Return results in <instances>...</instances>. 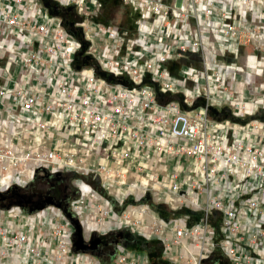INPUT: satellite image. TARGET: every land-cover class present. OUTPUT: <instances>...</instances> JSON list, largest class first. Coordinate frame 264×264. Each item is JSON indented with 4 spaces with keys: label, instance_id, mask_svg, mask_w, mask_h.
<instances>
[{
    "label": "built area",
    "instance_id": "1",
    "mask_svg": "<svg viewBox=\"0 0 264 264\" xmlns=\"http://www.w3.org/2000/svg\"><path fill=\"white\" fill-rule=\"evenodd\" d=\"M50 1L75 19L0 0V198L37 173L79 193L0 203V264H152L75 250L65 211L87 244L128 228L173 264H264V0Z\"/></svg>",
    "mask_w": 264,
    "mask_h": 264
},
{
    "label": "flooded vegetation",
    "instance_id": "2",
    "mask_svg": "<svg viewBox=\"0 0 264 264\" xmlns=\"http://www.w3.org/2000/svg\"><path fill=\"white\" fill-rule=\"evenodd\" d=\"M38 182L44 183L46 188L44 190L37 188ZM78 193L79 190L67 177L59 174L37 173L36 182L30 192L19 194L8 191L0 198V203L2 205L19 204L28 209H36L48 204L67 208ZM46 202L48 203L45 204ZM98 237L99 241L95 244L94 253L102 258H110L115 254L118 243H123L125 239L131 237V234H126L125 230H117Z\"/></svg>",
    "mask_w": 264,
    "mask_h": 264
},
{
    "label": "trees",
    "instance_id": "3",
    "mask_svg": "<svg viewBox=\"0 0 264 264\" xmlns=\"http://www.w3.org/2000/svg\"><path fill=\"white\" fill-rule=\"evenodd\" d=\"M42 1L51 15L61 17L64 20V23L66 25L68 24V21L72 18L71 13L67 12L66 9L59 7L50 0ZM86 64H88V61L86 62ZM94 184L97 185L96 182H94ZM110 201L116 211H121L126 205V203H128V201H125L123 204L120 205L114 199H110ZM123 243L127 245V247H132L147 252L152 264H173L162 258V245L157 240L148 241L143 238H137L136 236L131 235V237H129L126 242ZM216 261H218L219 264H227V262L221 256H219Z\"/></svg>",
    "mask_w": 264,
    "mask_h": 264
},
{
    "label": "rangeland",
    "instance_id": "4",
    "mask_svg": "<svg viewBox=\"0 0 264 264\" xmlns=\"http://www.w3.org/2000/svg\"><path fill=\"white\" fill-rule=\"evenodd\" d=\"M104 6L105 7H104L103 15L106 18H115V20H121L126 15V10H125L123 4L120 2V0H104ZM71 19H75V18H71ZM36 186H37V188H39L41 190H44L46 188V186L42 182H38L36 184ZM119 230H125L126 234L129 233L131 235L136 236L137 238H143V239L148 240V241L156 240V239L148 238L146 236H142V235L132 233V231L128 228H121ZM124 242H126V239ZM125 246H127V245H125ZM129 248H132V247H129ZM132 249H135V248H132Z\"/></svg>",
    "mask_w": 264,
    "mask_h": 264
},
{
    "label": "water",
    "instance_id": "5",
    "mask_svg": "<svg viewBox=\"0 0 264 264\" xmlns=\"http://www.w3.org/2000/svg\"><path fill=\"white\" fill-rule=\"evenodd\" d=\"M47 203L48 202H46L45 204H47ZM65 214L71 220V222L74 224L75 229H76V232H75L76 238L74 239V242H73L74 249L75 250H81V251L91 250L92 252H94V247H95V244L99 241V237L98 236H92L89 244L84 243L82 235H81V228H80L78 221L72 216V214L68 213L67 211H65Z\"/></svg>",
    "mask_w": 264,
    "mask_h": 264
}]
</instances>
